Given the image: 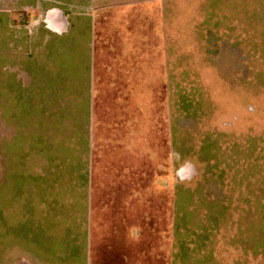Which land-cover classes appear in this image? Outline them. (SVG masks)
I'll use <instances>...</instances> for the list:
<instances>
[{
  "label": "crops",
  "instance_id": "1",
  "mask_svg": "<svg viewBox=\"0 0 264 264\" xmlns=\"http://www.w3.org/2000/svg\"><path fill=\"white\" fill-rule=\"evenodd\" d=\"M154 1L0 0V264H192L179 253L198 238L221 264H255L254 222L222 236L217 200L198 230L173 208L166 254L146 208L133 216L149 150L136 100L149 73L169 91L181 42L178 4Z\"/></svg>",
  "mask_w": 264,
  "mask_h": 264
},
{
  "label": "rangeland",
  "instance_id": "2",
  "mask_svg": "<svg viewBox=\"0 0 264 264\" xmlns=\"http://www.w3.org/2000/svg\"><path fill=\"white\" fill-rule=\"evenodd\" d=\"M148 1V8L159 4ZM174 1L180 8L181 42L170 89L166 79L157 81L149 73L148 93L136 100L142 111V104L147 107L149 150L145 189L143 175L133 176V183L141 184V190L133 189V200L142 206L133 207V216L146 208L145 226L162 231L166 254L173 208L180 223L190 220L198 230L199 220L210 217L219 201L217 207L230 206L229 221H234L221 224V235L251 231L254 222L255 235L249 233L254 262L264 264V0ZM153 54L155 48L149 47ZM199 240L179 254L192 264H221L217 247L213 255L215 242L199 245ZM245 260L251 263L247 255Z\"/></svg>",
  "mask_w": 264,
  "mask_h": 264
}]
</instances>
